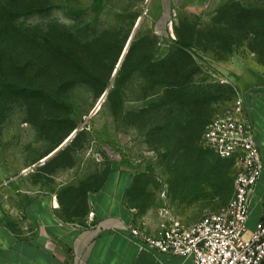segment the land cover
Returning <instances> with one entry per match:
<instances>
[{"label": "rangeland", "instance_id": "374dc122", "mask_svg": "<svg viewBox=\"0 0 264 264\" xmlns=\"http://www.w3.org/2000/svg\"><path fill=\"white\" fill-rule=\"evenodd\" d=\"M144 4L0 0V225L30 229L40 195L82 215L111 168L135 173L128 202L145 230L193 224L232 198L233 164L201 137L240 93L238 76L264 74V0Z\"/></svg>", "mask_w": 264, "mask_h": 264}, {"label": "crops", "instance_id": "0c3cea01", "mask_svg": "<svg viewBox=\"0 0 264 264\" xmlns=\"http://www.w3.org/2000/svg\"><path fill=\"white\" fill-rule=\"evenodd\" d=\"M143 1L142 12H179L191 0ZM240 81L262 163L246 222L250 234L264 221V74L243 73L237 84ZM134 178L131 169H109L102 185L88 193L85 212L72 219L60 214L51 195L32 198L27 209L30 229L20 232L7 221L0 225V264H193L191 256L138 248L128 229L137 225L128 202ZM156 230L146 229L149 234Z\"/></svg>", "mask_w": 264, "mask_h": 264}, {"label": "built area", "instance_id": "2783aa9c", "mask_svg": "<svg viewBox=\"0 0 264 264\" xmlns=\"http://www.w3.org/2000/svg\"><path fill=\"white\" fill-rule=\"evenodd\" d=\"M201 141L220 158L234 161V193L218 212L184 225L166 221L155 234L130 225L129 234L140 250L191 256L193 264H264V221L248 236L246 222L261 169L255 129L237 92L231 107L205 125Z\"/></svg>", "mask_w": 264, "mask_h": 264}, {"label": "water", "instance_id": "95a60500", "mask_svg": "<svg viewBox=\"0 0 264 264\" xmlns=\"http://www.w3.org/2000/svg\"><path fill=\"white\" fill-rule=\"evenodd\" d=\"M139 21L140 20H138V22H137V24H136V26H135V28H134V30H133V32L131 33V35H130V38H129V40H128V42H127V44H126V46H125V49H124V51L122 52V54H121V56H120V58H119V60H118V62H117V65H116V67H115V69H114V74L113 75H115L116 74V72H117V70H118V68H119V66L121 65V63H122V61H123V59H124V56H125V54H126V52H127V49H128V47H129V44H130V42H131V40H132V38H133V35H134V33H135V31H136V28H137V26H138V24H139ZM107 91L108 90H106L103 94H102V96H101V98H100V100H99V102H101V100H103L104 98H105V96H106V94H107ZM98 102V103H99ZM98 106H99V104H98ZM77 131H78V129H74L65 139H64V141L62 142V143H60L57 147H55L51 152H49L46 156H44L43 158H41V161H40V163H45L48 159H50L51 157H53L60 149H62L75 135H76V133H77Z\"/></svg>", "mask_w": 264, "mask_h": 264}, {"label": "trees", "instance_id": "16d2710c", "mask_svg": "<svg viewBox=\"0 0 264 264\" xmlns=\"http://www.w3.org/2000/svg\"><path fill=\"white\" fill-rule=\"evenodd\" d=\"M130 43H131V42H130ZM129 46H130V44H129ZM128 49H129V47H128ZM128 49H127V50H128ZM126 53H127V52H126ZM125 55H126V54H125ZM120 56H121V55H120ZM119 58H120V57H119ZM118 60H119V59H118ZM117 62H118V61H117ZM117 71H118V70H117ZM116 73H117V72H116ZM106 90H107V89H105V91H106ZM105 91H104V92H105ZM104 92H103V93H104ZM103 93H102V94H103ZM208 122H209V121H208ZM208 122H207V123H208ZM207 123H206V124H207ZM206 124H205V125H206ZM75 129H76V128H75ZM73 130H74V129H73ZM73 130H72V131H73ZM203 130H204V129H203ZM72 131H71V132H72ZM71 132H70V133H71ZM77 132H78V131H77ZM202 132H203V131H202ZM70 133H69V134H70ZM69 134H68V135H69ZM68 135H67V136H68ZM67 136H66V137H67ZM66 137H65V138H66ZM63 141H64V140H63ZM63 141H62V142H63ZM179 141H180V140H179ZM62 142H61V143H62ZM57 146H58V145H57ZM57 146H56V147H57ZM207 149H208V148H207ZM50 152H51V151H50ZM46 155H47V154H46ZM46 155H45V156H46ZM55 155H56V154H55ZM55 155H54V156H55ZM216 155H217V154H216ZM54 156H53V157H54ZM217 157H218L219 159H221V160H228V161H230V162L233 164V166H234V161H233V159H231V158L223 159V158H220L218 155H217ZM51 158H52V157H51ZM134 180H135V178H134ZM103 181H104V180H103ZM102 183H103V182H102ZM133 184H134V182H133ZM101 185H102V184H101ZM101 185H100V186H101ZM100 186H99V187H100ZM132 186H133V185H132ZM99 187H98V188H99ZM98 188H97V189H98ZM131 189H132V187H131ZM131 189H130V191H131ZM129 194H130V192H129ZM129 194H128V198H129Z\"/></svg>", "mask_w": 264, "mask_h": 264}]
</instances>
